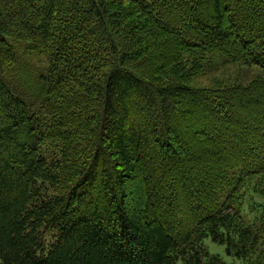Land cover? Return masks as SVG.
Segmentation results:
<instances>
[{
    "label": "trees",
    "instance_id": "trees-1",
    "mask_svg": "<svg viewBox=\"0 0 264 264\" xmlns=\"http://www.w3.org/2000/svg\"><path fill=\"white\" fill-rule=\"evenodd\" d=\"M218 58L264 70V0H0V264H264V75Z\"/></svg>",
    "mask_w": 264,
    "mask_h": 264
},
{
    "label": "rangeland",
    "instance_id": "rangeland-1",
    "mask_svg": "<svg viewBox=\"0 0 264 264\" xmlns=\"http://www.w3.org/2000/svg\"><path fill=\"white\" fill-rule=\"evenodd\" d=\"M260 75H264V70L261 67L227 64L223 59L218 58L214 59V66L206 67L204 74L194 81L193 86L203 88L220 81L227 84L245 85ZM205 246L210 253L220 255L224 259L229 260L225 246L214 243L210 238L206 240ZM177 264H183V262L180 261Z\"/></svg>",
    "mask_w": 264,
    "mask_h": 264
},
{
    "label": "bare ground",
    "instance_id": "bare-ground-1",
    "mask_svg": "<svg viewBox=\"0 0 264 264\" xmlns=\"http://www.w3.org/2000/svg\"><path fill=\"white\" fill-rule=\"evenodd\" d=\"M155 2V1H154Z\"/></svg>",
    "mask_w": 264,
    "mask_h": 264
}]
</instances>
